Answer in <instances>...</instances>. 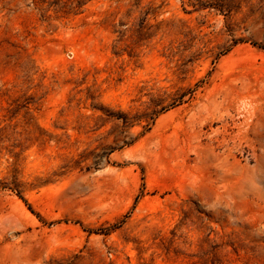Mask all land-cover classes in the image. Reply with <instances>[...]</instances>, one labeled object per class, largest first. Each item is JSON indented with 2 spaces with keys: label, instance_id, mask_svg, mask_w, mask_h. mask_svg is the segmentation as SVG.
<instances>
[{
  "label": "rangeland",
  "instance_id": "obj_1",
  "mask_svg": "<svg viewBox=\"0 0 264 264\" xmlns=\"http://www.w3.org/2000/svg\"><path fill=\"white\" fill-rule=\"evenodd\" d=\"M0 264H264V0H0Z\"/></svg>",
  "mask_w": 264,
  "mask_h": 264
}]
</instances>
